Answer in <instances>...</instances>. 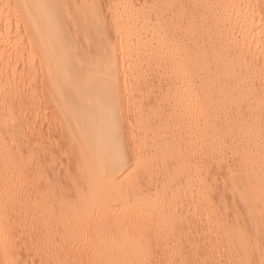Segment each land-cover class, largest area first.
Returning a JSON list of instances; mask_svg holds the SVG:
<instances>
[{
	"label": "bare ground",
	"instance_id": "bare-ground-1",
	"mask_svg": "<svg viewBox=\"0 0 264 264\" xmlns=\"http://www.w3.org/2000/svg\"><path fill=\"white\" fill-rule=\"evenodd\" d=\"M0 264H264V0H0Z\"/></svg>",
	"mask_w": 264,
	"mask_h": 264
},
{
	"label": "rangeland",
	"instance_id": "rangeland-1",
	"mask_svg": "<svg viewBox=\"0 0 264 264\" xmlns=\"http://www.w3.org/2000/svg\"><path fill=\"white\" fill-rule=\"evenodd\" d=\"M22 28H24L23 26H21V29ZM53 115H52V113H49V115L47 116V119H46V122H45V128H47V130H51V132L52 133H55L56 132V130H55V128H54V124L53 125H51L50 123H51V121H52V119H53V117H52Z\"/></svg>",
	"mask_w": 264,
	"mask_h": 264
}]
</instances>
